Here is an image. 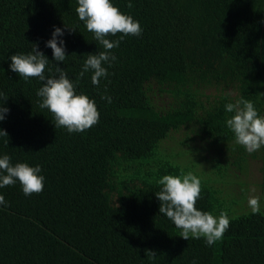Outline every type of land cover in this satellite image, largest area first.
<instances>
[{
  "label": "trees",
  "instance_id": "1",
  "mask_svg": "<svg viewBox=\"0 0 264 264\" xmlns=\"http://www.w3.org/2000/svg\"><path fill=\"white\" fill-rule=\"evenodd\" d=\"M112 2L143 31L106 37L121 43L97 86L92 70L79 77L102 47L79 19L78 0H0V106L9 109L0 156L40 165L45 177L40 194L26 196L19 181L0 188V264H264V190L253 214L245 189L228 181L234 167L264 165V146L249 153L237 144L225 108L247 99L264 116V0ZM56 27L64 61L46 47ZM34 45L49 59L46 78L58 77L59 65L77 94L95 100L96 125L56 128L37 95L45 82L11 70L10 57ZM182 172L202 182L199 210L228 213L230 227L212 246L180 237L159 212L158 181Z\"/></svg>",
  "mask_w": 264,
  "mask_h": 264
},
{
  "label": "clouds",
  "instance_id": "2",
  "mask_svg": "<svg viewBox=\"0 0 264 264\" xmlns=\"http://www.w3.org/2000/svg\"><path fill=\"white\" fill-rule=\"evenodd\" d=\"M76 12L81 21H84L89 32L94 33L95 40L102 47L96 54H88L83 70L93 71L91 81L99 85L102 77H107L108 69L103 65L115 61L117 57L112 53L118 48L121 40H110L106 37L122 34L125 36L142 35V27L139 21L131 15L123 13L112 0H78ZM133 6L131 0L127 5ZM74 31V30H73ZM64 35V30L56 27L52 38L47 41L46 47L53 51L55 61L66 59L65 41L59 39ZM10 68L25 80L39 78L45 83L38 90L37 95L42 98L41 108L48 109L54 117L56 128H66L69 133L84 132L99 122L100 112L95 100L81 93L77 94L76 87L69 79L67 72L57 66L58 77L46 78L44 73L49 59L38 45H34L32 52L28 54H14L10 57ZM3 93H0V97ZM112 102L111 97L103 96ZM242 105V106H241ZM226 111L234 115L227 119V127L234 133L236 143L243 146L249 153L259 150L264 146V116L258 114L252 101L240 99L235 104L228 103ZM9 109L0 106V121L5 119ZM0 136H8V133L0 128ZM42 168L28 163H11L9 155L0 156V188L14 185L17 181L22 186L26 196L40 194L44 190L45 177L40 175ZM158 184L160 190L156 192L159 199V212L181 229L180 237L204 238L208 246L223 239L224 234L230 227V218L227 211H221L219 216L210 212L199 210L196 205L202 191L201 180L192 172H183L179 175H164ZM3 195H0V205H5ZM248 205L253 214L260 212V199L258 196H250ZM147 255L154 257L156 252L148 251ZM196 264V261H193Z\"/></svg>",
  "mask_w": 264,
  "mask_h": 264
},
{
  "label": "rangeland",
  "instance_id": "3",
  "mask_svg": "<svg viewBox=\"0 0 264 264\" xmlns=\"http://www.w3.org/2000/svg\"><path fill=\"white\" fill-rule=\"evenodd\" d=\"M154 100L159 106H163L166 102V98L164 96H160L159 94H155ZM201 144L203 143L199 141H197L196 143L197 146ZM210 152L204 151V153L200 157L204 156V159L206 160L208 159L207 153H210ZM214 152L215 150H212V153ZM200 157L198 159H200ZM204 164L208 166V162ZM230 174H231V177L228 179V181L232 183L231 185L234 186V189L236 190V192H239L241 189H245L246 195L244 197H246L247 199L243 203V205L249 206L248 205L249 197L250 196L259 197V195L262 193V190H264V165L261 164L260 161L250 162L248 165V168L242 172L238 171L234 167L232 171H230Z\"/></svg>",
  "mask_w": 264,
  "mask_h": 264
}]
</instances>
